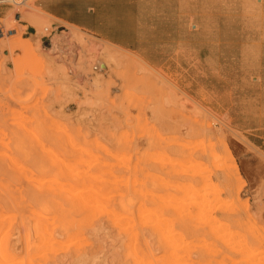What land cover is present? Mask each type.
I'll return each mask as SVG.
<instances>
[{
    "label": "rangeland",
    "instance_id": "374dc122",
    "mask_svg": "<svg viewBox=\"0 0 264 264\" xmlns=\"http://www.w3.org/2000/svg\"><path fill=\"white\" fill-rule=\"evenodd\" d=\"M43 1L0 0V264H264V0Z\"/></svg>",
    "mask_w": 264,
    "mask_h": 264
},
{
    "label": "crops",
    "instance_id": "0c3cea01",
    "mask_svg": "<svg viewBox=\"0 0 264 264\" xmlns=\"http://www.w3.org/2000/svg\"><path fill=\"white\" fill-rule=\"evenodd\" d=\"M54 2L55 0H44L40 4V8L57 20L74 24L89 31L93 30L94 25L96 24L94 9L89 8L86 12L81 8L77 10V5L71 0H60L57 3ZM92 19L94 21H92ZM25 27H27L29 31L33 30L31 26Z\"/></svg>",
    "mask_w": 264,
    "mask_h": 264
},
{
    "label": "bare ground",
    "instance_id": "6f19581e",
    "mask_svg": "<svg viewBox=\"0 0 264 264\" xmlns=\"http://www.w3.org/2000/svg\"><path fill=\"white\" fill-rule=\"evenodd\" d=\"M73 44V43H72ZM97 52V51H96ZM107 55V54H106ZM108 57V56H107ZM108 60V59H107ZM112 62H113V60H112ZM115 63V62H114ZM97 65V64H96ZM36 124V123H35ZM58 130V129H57ZM36 138V137H35ZM40 143V142H39ZM52 154V153H51ZM87 154V153H86ZM119 158V157H118ZM85 163V162H84ZM88 163V162H87ZM176 163V162H175ZM121 164V163H120ZM15 166V165H14ZM91 166V165H90ZM83 171V170H82ZM105 172H107V171H105ZM108 173V172H107ZM77 175V174H76ZM87 175V174H86ZM92 178V177H91ZM93 179H95V178H93ZM97 179V178H96ZM101 179V178H100ZM28 180V179H27ZM31 180V179H30ZM35 181V180H34ZM87 183V182H86ZM176 186V185H175ZM183 188H185V187H183ZM192 188V187H191ZM193 190V189H192ZM203 190V189H202ZM85 191V190H84ZM180 191V190H179ZM194 191V190H193ZM69 192V191H68ZM202 192V191H201ZM192 193V192H191ZM193 194H195L194 192H193ZM75 195H76V193H75ZM113 195V194H112ZM201 195V194H200ZM106 197V196H105ZM196 198V197H195ZM90 199V198H89ZM92 200V199H91ZM181 201V200H180ZM83 203V202H82ZM95 204H97V203H95ZM92 206V205H91ZM93 206H94V204H93ZM197 207V206H196ZM104 208V207H103ZM130 208H132V207H130ZM200 209V208H199ZM106 211V210H105ZM140 211V210H139ZM146 212H147V210H145ZM207 212V211H206ZM111 213V212H110ZM203 213H204V210H203ZM212 213V212H211ZM210 213V214H211ZM150 214V213H149ZM198 214V213H197ZM201 214H202V212H201ZM140 215V214H139ZM142 215V214H141ZM154 215V214H153ZM40 216V215H39ZM111 216H113V215H111ZM117 217V216H116ZM123 217V216H122ZM125 217V216H124ZM115 218V217H114ZM146 218H148V217H146ZM116 219V218H115ZM161 219V218H160ZM138 221V220H137ZM143 221V220H142ZM153 223V222H152ZM222 223V222H221ZM165 224V223H164ZM117 225V224H116ZM217 226V225H216ZM6 231V230H5ZM177 233V232H176ZM36 235V234H35ZM35 237V236H34ZM228 237V236H227ZM230 238V237H229ZM18 239V238H17ZM166 239V238H165ZM225 239V238H224ZM42 240V239H41ZM52 243V242H51ZM171 244V243H170ZM37 245V244H36ZM40 245V244H39ZM193 246H195V245H193ZM180 247V246H179ZM178 247V248H179ZM242 247V246H241ZM16 248V247H15ZM236 249V248H235ZM46 252V251H45ZM256 253V252H255ZM255 253H249L248 254V256H247V259H252L254 256H255ZM244 254V253H243ZM3 255H4V253H3ZM135 255V254H134ZM38 256V255H37ZM2 257V256H1ZM1 259V258H0ZM232 260V259H231ZM134 261V260H133ZM234 261V260H233ZM246 261H249V260H246ZM5 262V261H4ZM16 262V261H15ZM135 262V261H134ZM136 263H137V261H136ZM252 263V262H251ZM257 263V262H256ZM148 264V263H147Z\"/></svg>",
    "mask_w": 264,
    "mask_h": 264
},
{
    "label": "built area",
    "instance_id": "2783aa9c",
    "mask_svg": "<svg viewBox=\"0 0 264 264\" xmlns=\"http://www.w3.org/2000/svg\"><path fill=\"white\" fill-rule=\"evenodd\" d=\"M12 32V31H10ZM3 37H5V33L3 32L1 26H0V39H2Z\"/></svg>",
    "mask_w": 264,
    "mask_h": 264
}]
</instances>
